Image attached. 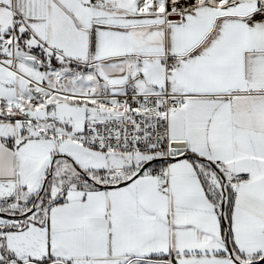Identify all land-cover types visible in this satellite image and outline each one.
Wrapping results in <instances>:
<instances>
[{
    "label": "snow or ice",
    "instance_id": "6c2138e0",
    "mask_svg": "<svg viewBox=\"0 0 264 264\" xmlns=\"http://www.w3.org/2000/svg\"><path fill=\"white\" fill-rule=\"evenodd\" d=\"M0 264H264V0H0Z\"/></svg>",
    "mask_w": 264,
    "mask_h": 264
}]
</instances>
